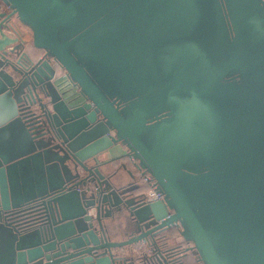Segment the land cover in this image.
Listing matches in <instances>:
<instances>
[{"label": "water", "instance_id": "1", "mask_svg": "<svg viewBox=\"0 0 264 264\" xmlns=\"http://www.w3.org/2000/svg\"><path fill=\"white\" fill-rule=\"evenodd\" d=\"M80 1L0 0V264H264V0Z\"/></svg>", "mask_w": 264, "mask_h": 264}, {"label": "crops", "instance_id": "2", "mask_svg": "<svg viewBox=\"0 0 264 264\" xmlns=\"http://www.w3.org/2000/svg\"><path fill=\"white\" fill-rule=\"evenodd\" d=\"M22 33H23V38L27 41L26 42V48L30 49L32 53L35 56H39L41 54V50L38 48H33L29 42V32L25 28H22ZM58 71V70H57ZM123 148L119 145L112 146L105 152V156L107 157H113L116 156L117 154H120L123 152ZM121 162L123 161L122 158H114L111 161L112 166H118ZM126 166H130L129 162H126ZM174 235L172 238L174 239L175 242H180L179 237L177 236L176 231H171ZM114 238H119V236H115ZM186 247V246H185ZM185 247L183 248V253H182V264H200L199 261L196 260L195 256L189 251L185 250Z\"/></svg>", "mask_w": 264, "mask_h": 264}, {"label": "flooded vegetation", "instance_id": "3", "mask_svg": "<svg viewBox=\"0 0 264 264\" xmlns=\"http://www.w3.org/2000/svg\"><path fill=\"white\" fill-rule=\"evenodd\" d=\"M147 176V175H146ZM138 183L139 184V187H149L150 185H155L156 186V183H155V181L153 180V178H151L150 176H148L147 177V179H143V177H141L140 175H135V178L133 179V181H131L130 180V183H129V185H134V183ZM128 185V186H129ZM155 190H156V188H155ZM157 191V190H156ZM158 192V196L157 197H155L156 199H158V198H161V193L159 192V191H157ZM172 231H177V229H173ZM171 232V231H170ZM169 232V233H170ZM177 234V233H176ZM177 236L179 237V241L180 242H175L174 241V239L173 238H169V239H173V241L172 242H169V239L167 240V242H168V244L169 245H173L174 247V249H175V252L177 253V254H179L180 255V257H178L179 258V260H181V262H180V264H182V253H183V248L188 244L187 242H185L181 237H180V235H178L177 234Z\"/></svg>", "mask_w": 264, "mask_h": 264}, {"label": "built area", "instance_id": "4", "mask_svg": "<svg viewBox=\"0 0 264 264\" xmlns=\"http://www.w3.org/2000/svg\"><path fill=\"white\" fill-rule=\"evenodd\" d=\"M148 177V175H147ZM147 195L151 198H155L158 196V192L155 190V185H150L148 188H147Z\"/></svg>", "mask_w": 264, "mask_h": 264}, {"label": "rangeland", "instance_id": "5", "mask_svg": "<svg viewBox=\"0 0 264 264\" xmlns=\"http://www.w3.org/2000/svg\"><path fill=\"white\" fill-rule=\"evenodd\" d=\"M80 3H81V1L80 0H77V3H76V5H77V8H79L80 7ZM173 241V239H169V242H172Z\"/></svg>", "mask_w": 264, "mask_h": 264}]
</instances>
